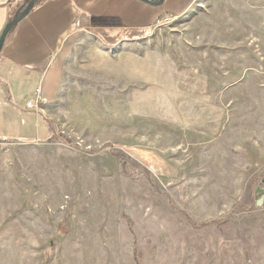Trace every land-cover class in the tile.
I'll use <instances>...</instances> for the list:
<instances>
[{
    "label": "rangeland",
    "instance_id": "obj_1",
    "mask_svg": "<svg viewBox=\"0 0 264 264\" xmlns=\"http://www.w3.org/2000/svg\"><path fill=\"white\" fill-rule=\"evenodd\" d=\"M65 58L51 136L0 140V264H264V0Z\"/></svg>",
    "mask_w": 264,
    "mask_h": 264
},
{
    "label": "crops",
    "instance_id": "obj_2",
    "mask_svg": "<svg viewBox=\"0 0 264 264\" xmlns=\"http://www.w3.org/2000/svg\"><path fill=\"white\" fill-rule=\"evenodd\" d=\"M29 0H0V35ZM193 0H36L6 35L0 49V140L45 141L46 118L62 88L65 56L81 32H142ZM39 89L40 111L27 108ZM43 114V115H42Z\"/></svg>",
    "mask_w": 264,
    "mask_h": 264
},
{
    "label": "water",
    "instance_id": "obj_3",
    "mask_svg": "<svg viewBox=\"0 0 264 264\" xmlns=\"http://www.w3.org/2000/svg\"><path fill=\"white\" fill-rule=\"evenodd\" d=\"M36 0H29V2L27 3V5L23 8V10L20 12V14L16 17V19L14 21H12V23L6 25V27L4 28V30L2 31L1 35H0V49L2 47L3 41L6 37V35L8 34V32L10 31V29L16 25L20 20H22L32 9L34 2ZM164 0H160V2H163Z\"/></svg>",
    "mask_w": 264,
    "mask_h": 264
},
{
    "label": "built area",
    "instance_id": "obj_4",
    "mask_svg": "<svg viewBox=\"0 0 264 264\" xmlns=\"http://www.w3.org/2000/svg\"><path fill=\"white\" fill-rule=\"evenodd\" d=\"M166 21H168V19ZM43 102H44V99L41 98L40 91H39V89H37L35 91V100L34 99L33 100L32 99L31 100H28L25 105H26L27 108H35L38 111H40L41 109L39 107H40V105Z\"/></svg>",
    "mask_w": 264,
    "mask_h": 264
}]
</instances>
